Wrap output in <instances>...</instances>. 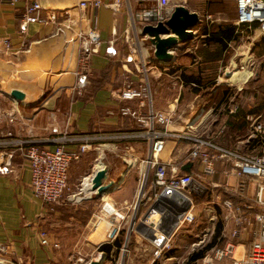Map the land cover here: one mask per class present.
Returning <instances> with one entry per match:
<instances>
[{
    "label": "crops",
    "instance_id": "0c3cea01",
    "mask_svg": "<svg viewBox=\"0 0 264 264\" xmlns=\"http://www.w3.org/2000/svg\"><path fill=\"white\" fill-rule=\"evenodd\" d=\"M37 1L49 9H71L72 14L76 16L79 13L78 4L90 0ZM103 1L105 3L114 2V0ZM177 1L171 0L172 5H180L176 3ZM155 2V0H123L119 12H115L106 6H101L98 9L92 7L86 9L88 21L90 23L96 21L103 46L100 53L93 55L89 60L91 69L89 82L83 94H79L74 89L75 71L79 67V44L69 42L73 33L67 31L64 34L56 35L52 25L31 23L27 32L21 34V13L25 10L26 2L20 1L12 5L0 0V105L5 112L0 121V141L23 138L33 140L44 146L54 147L55 142L52 140L61 136L70 138L94 137L88 152L83 155L81 160L72 163L69 171L70 191L81 179L84 181L86 177L94 176L95 171L99 169L97 168L99 161L104 164L102 160L105 152L102 148L106 146L121 147V162L111 159L112 161H109L108 165L104 164V167L107 168L105 182L118 183L117 187L108 193L112 202H107L114 204L119 209L125 208L137 197L141 175L147 169L143 160L151 154V143L148 139L131 136L145 128L131 116L121 113V109L125 106H130L142 113H147L150 110L148 98L120 99V92L127 86L128 82L139 85L147 80L153 109L155 111L175 110L176 120L168 127L169 129L183 130L189 123L194 122L197 124L198 130L204 133L216 130L223 124L227 127L231 117L227 114L226 117L228 118L217 120L213 112L211 114L209 112H195L189 117L185 116V112L180 111L182 93H178V95L176 93L164 94L160 88L162 85L160 80H162L163 75L160 70L151 72L152 76L155 75L151 81L149 75L138 72L133 63L125 65L124 58L129 53V44L123 39L126 32L137 41V46H140L142 52L145 53L146 49L141 30L130 27L131 13L152 7ZM235 6L236 17L228 22L236 25L239 38L245 31L256 32L258 30L256 26H239L235 23L237 3ZM84 24L90 25L87 22ZM113 28L117 30L116 36L112 34ZM201 37L203 42L206 35L203 34ZM239 38L230 41L228 48L223 50L222 57L218 60H209L208 58L207 52L217 50V46L214 44L208 47L203 43V47L200 48L203 49L202 51L200 49L196 51L197 48H193L192 51L189 50L195 56L193 65L201 61V56H198L200 52L206 62H220L226 56L231 45ZM262 38L264 39V36ZM6 39L10 42L9 47L5 43ZM112 39L115 40L114 46L119 51V55L115 57H110L105 53L106 45ZM206 50L208 51L206 52ZM185 58V55L182 57L180 55L174 60L175 64L173 63L171 66L160 65L167 69L174 66L176 69L171 71L176 83L182 87H193L192 96L194 97L189 105L195 108L199 103L202 104L205 101L201 95L205 85L204 83L187 82L184 79L183 73L199 75L189 72L188 69L185 70L186 64H183ZM193 65L191 63L190 66ZM126 69H131L132 72L129 73L125 71ZM196 88H200V90L196 91ZM15 89L25 93L23 100H17L11 95ZM227 94L229 93L227 92ZM10 118L14 120L10 121ZM54 128H57L58 132H53ZM80 142L82 140L69 141L66 144L67 150L69 152L78 150ZM10 148L9 145L0 144V167L4 164L5 152ZM183 153L184 151L176 148L175 142L170 140L160 157L170 163L178 162ZM218 167L219 169L222 168L220 164ZM185 172L193 171L191 168L190 171ZM215 180L227 182V179L220 175H217ZM229 182L236 184V179H229ZM122 183L123 186H121ZM122 189L126 195L122 200H119L113 196V193L122 191ZM253 189L252 185L251 191ZM218 190L223 192V196H229L222 188ZM108 196L106 194L103 198L108 199ZM68 201L69 196H63L61 202L52 211L50 205L36 197L31 186L29 163L20 152L16 154L10 172L5 174L0 172V241L7 246L8 252L3 254V258L8 261V264H67V255L62 249L42 244L40 232L41 230L49 231L51 241L58 242L60 246L67 241L66 236L68 235H66L65 229L64 231L57 229L59 231L57 232L55 229L60 226H43V223L50 222L58 212H61L63 206L67 205ZM234 227L223 226V223L220 222L217 226V230L220 228L218 233L221 239L219 241L223 246L234 243L236 254L243 256L247 251L251 236L247 232L235 240L232 237ZM117 251L112 252L116 254ZM213 263L232 264V261L223 259Z\"/></svg>",
    "mask_w": 264,
    "mask_h": 264
},
{
    "label": "built area",
    "instance_id": "2783aa9c",
    "mask_svg": "<svg viewBox=\"0 0 264 264\" xmlns=\"http://www.w3.org/2000/svg\"><path fill=\"white\" fill-rule=\"evenodd\" d=\"M9 4L25 1V10L21 13L20 33L25 34L31 23L52 25L56 35L67 31L73 33L69 42L79 44L78 69L75 71L76 83L74 89L83 94L89 82L91 69L89 60L99 54L103 40L98 30L96 21L90 23L86 9H98L101 6L112 8L119 12L123 0H114L105 3L103 0L82 1L78 4L79 13L75 16L71 9L45 8L37 0H3ZM152 7L137 13H131V28H139L142 33L144 26L157 25L166 22L173 13L175 6L171 0H155ZM237 25L248 27L256 26L264 36V0H236ZM212 15H208L210 19ZM87 22L90 25L84 24ZM117 35L116 28L112 30ZM124 41L129 44V53L124 58L125 65L133 63L138 72L148 73L149 61L143 55L137 41L126 32ZM115 40H109L105 53L110 57L119 55L114 46ZM7 47L9 40H5ZM160 65V63H157ZM125 71L131 73V69ZM122 100L144 99L150 100V110L147 113L139 112L130 106L121 109L123 115L134 118L143 128V131L134 133L133 137L148 139L151 143V154L143 160L147 169L143 171L139 192L133 202L118 211H108L105 207V219L109 224L104 244L113 246L112 251L130 253V238L136 235V243L143 248L146 255L150 254L151 263L168 258L166 255L173 247L176 234L184 227L197 223V196L207 197L203 201V213L207 226H218L219 215L222 213L223 226H235L232 237L236 240L249 232V246L243 256L236 254V245L227 244L213 249L212 255L203 260L210 263L217 260L230 259L232 264H264V119L262 115L248 114L246 119L250 122L247 135L238 141L234 147L220 144L216 139L224 132L223 124L216 130L200 132L197 124L189 123L183 130L169 129L175 118V110L155 111L152 107V96L148 82L136 85L128 82L119 95ZM238 105H231L230 113L236 112ZM5 112L0 105V121ZM10 116V115H9ZM10 118V121H13ZM53 132H58L54 128ZM11 135V133H8ZM94 137L81 136L70 138L61 136L52 141L54 147L41 145L33 140L17 138L0 141V144L9 145L11 148L5 152L4 164L0 172H10L14 157L20 152L28 161L31 170V186L36 197L50 205L55 210L64 193L69 190V171L74 161L81 160L83 155L92 146ZM82 140L78 150L69 152L66 144L71 140ZM174 141L176 148L182 152L178 162H168L160 157L166 149L168 141ZM245 146L257 149L251 153L244 150ZM191 163L193 172H185L182 167ZM219 164L222 167L219 169ZM217 175L223 176L227 182L216 181ZM235 178L236 184L229 179ZM253 190L251 191V186ZM222 188L229 196H223ZM151 204L148 210L142 213V206ZM189 204L187 210L185 208ZM106 206V205H105ZM101 218V217H100ZM126 223L127 234L125 242L118 248L115 243L119 238ZM220 223V222H219ZM148 235L151 238H148ZM41 242L44 246L59 247L58 242H52L49 231L41 230ZM149 253L147 254V252ZM8 252L7 246L0 241V264H8L3 254ZM113 254V252H112ZM105 251L99 252L97 261L107 258ZM171 258V257H170ZM169 258V259H170ZM95 261L91 260L90 262ZM11 264V263H9ZM122 264V263H119Z\"/></svg>",
    "mask_w": 264,
    "mask_h": 264
},
{
    "label": "rangeland",
    "instance_id": "374dc122",
    "mask_svg": "<svg viewBox=\"0 0 264 264\" xmlns=\"http://www.w3.org/2000/svg\"><path fill=\"white\" fill-rule=\"evenodd\" d=\"M176 3L185 5L190 10L193 9L191 11L197 12L200 16L201 21L194 29V39L188 43H181L174 50V55L175 60L177 56H186L183 59V64H186L185 70L188 69L190 70L189 72L202 74L205 86L201 91V95L205 98V101L202 104L199 103L195 108L189 105L191 99L194 97L192 96L193 87H182L176 83L171 71L176 69L174 66L167 69L157 64L154 53L155 46L148 35H143L144 47L146 49L145 53H142L149 61V72L145 74H148L152 81V77L155 76L151 74L153 70L155 72L160 70L163 73L162 80H160L162 84L160 88L164 94L176 93L178 95V93H182L180 111L185 112V116L189 117L195 112H209V114L213 112L217 120H224L228 118L226 117L227 114L232 116L239 111H243L245 119L248 114H254L255 116L260 114L264 119V39L262 38V34H260L259 28L253 33L245 31L239 40L231 45L226 56L220 62H206L200 52L198 56H201V61L193 65L195 56L194 54L192 55L191 51L193 48H197L196 51H199L203 46L201 36L204 33V28L208 27L212 29L213 26L220 24L219 22L234 20L236 17V1L178 0ZM208 15H212V17L208 19ZM191 63L193 66H190ZM175 66L178 67V65ZM142 77L144 78L143 75ZM177 80L180 81V79ZM232 104L239 106L234 113H230ZM246 122L245 134L236 137L233 145H236L239 140L247 135L250 122L247 119ZM102 149L105 152L104 159L102 160L105 165H108V162L112 161L111 159L121 162V147L106 146ZM244 150L251 153L257 152V149L249 146H245ZM104 168L107 170L106 166ZM83 182V179H81L71 191L67 190L64 193L65 195L63 196H69L67 205L63 206L61 212H58L50 222H47V224L43 223V226H60L56 227V231L57 229H61L60 231L66 230V235H68L66 236L67 241L62 243L57 249H62L67 255V264H87L89 261L96 260L95 258L99 257V252H102V250L98 248V243L106 239L109 230L108 222L103 219L106 211L104 207L106 205V209L108 210L111 208L117 209V207L114 208L112 204L107 202H112L108 194V199L106 197L104 199L103 196L98 197L97 194L85 195V192L83 193ZM121 186H123V183ZM125 195L126 192L123 189L122 191H115L113 193V196L119 200H122ZM196 197L198 201L196 209L200 214L199 220L194 225L184 226L176 234L173 247L166 255L168 259L159 260L160 264H214L213 262L217 260L215 259L210 263H205L203 260L208 255H212L214 248L222 247L223 245L219 241L221 238H219L220 234L218 233L217 226H207L206 217L203 213L204 205L202 203L207 197H202L201 199L197 195ZM150 205V203L143 205L142 213L146 212ZM219 213L220 219L218 220V224L222 222V213ZM124 226L125 228L121 233L123 231L126 232V236V223ZM130 240V253L123 254L121 251H118L117 254L114 253L110 257L103 259V264H150L149 251L147 252L148 255H146L143 248L136 243V235L134 233H132ZM211 242H214V246L203 257L197 260L191 259V256L195 252L202 250Z\"/></svg>",
    "mask_w": 264,
    "mask_h": 264
},
{
    "label": "water",
    "instance_id": "95a60500",
    "mask_svg": "<svg viewBox=\"0 0 264 264\" xmlns=\"http://www.w3.org/2000/svg\"><path fill=\"white\" fill-rule=\"evenodd\" d=\"M200 16L197 12L191 11L185 5H177L169 19L166 22H159L157 25L148 24L143 27V35H148L155 46V57L157 62L166 66L174 63V50L181 43H188L195 37L194 29L200 23ZM11 95L17 100H23L25 93L20 90H13ZM192 164L187 163L182 170L190 171ZM92 178L93 191L98 192V197L110 193L117 187L118 183L105 182L107 170L99 168L95 171ZM189 204L185 208L187 210ZM148 238H151L148 235ZM90 264H103L102 261H92Z\"/></svg>",
    "mask_w": 264,
    "mask_h": 264
},
{
    "label": "trees",
    "instance_id": "16d2710c",
    "mask_svg": "<svg viewBox=\"0 0 264 264\" xmlns=\"http://www.w3.org/2000/svg\"><path fill=\"white\" fill-rule=\"evenodd\" d=\"M237 27L232 22H225L217 24L216 26H213L212 29L205 27L204 33L206 35V38L203 39V43H205L208 47L210 45L217 46V50L207 52L209 55V60H218L222 57L223 50L228 48V45L230 41L235 40L239 38V33H237ZM203 47V46H202ZM182 76L187 82H194L198 84L204 83V78L202 74L194 75V74H185L183 73ZM200 88H196V91H199ZM246 119H245V113L243 111H239L237 114H234L230 117L228 121V125L224 132L216 139L217 142L220 144L226 145V146H233V142L236 137L245 134V128H246ZM220 231V228L218 232ZM125 233L120 234L119 238L117 239L115 245L116 247H120L126 239ZM214 246V242L209 243L207 246H205L202 250L195 252L192 256V260H197L205 255V253L211 249V247ZM112 249L113 246L110 244H104L101 247L102 251H105L107 253V257H110L112 255ZM119 251V250H118ZM117 251V253H118ZM116 253V254H117ZM153 264H160L159 261L154 262Z\"/></svg>",
    "mask_w": 264,
    "mask_h": 264
},
{
    "label": "bare ground",
    "instance_id": "6f19581e",
    "mask_svg": "<svg viewBox=\"0 0 264 264\" xmlns=\"http://www.w3.org/2000/svg\"><path fill=\"white\" fill-rule=\"evenodd\" d=\"M104 167V164H102V162H98L97 163V168H103ZM92 178H93V176H89V177H86L85 179H84V182H83V187H84V189H83V193L85 194V195H90V194H98V192L97 191H93V188H92V185H93V182H92ZM106 194H103V196H105ZM88 197V196H87ZM90 197V196H89ZM114 205V204H113ZM114 207H115V205H114ZM105 208H106V206H105ZM108 210V209H107ZM108 211H118V209L116 210V209H109ZM119 212V211H118Z\"/></svg>",
    "mask_w": 264,
    "mask_h": 264
}]
</instances>
